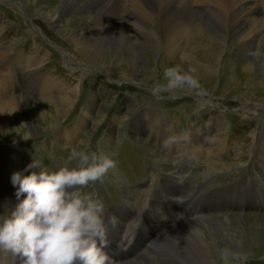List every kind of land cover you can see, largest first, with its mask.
Listing matches in <instances>:
<instances>
[{"label":"rangeland","instance_id":"374dc122","mask_svg":"<svg viewBox=\"0 0 264 264\" xmlns=\"http://www.w3.org/2000/svg\"><path fill=\"white\" fill-rule=\"evenodd\" d=\"M51 1L45 0V2ZM21 2H32V6L26 9ZM43 4L39 0H0V45L10 48L9 56H13L16 61L11 62L9 58H5L3 62H0V66H12L14 71L13 79L9 74L3 79L8 83L12 80L11 85L6 90L9 99L12 98V100L18 101V104H22L20 106L21 109H19L20 119L23 114L25 120L29 123H25L23 126L15 124V126L7 128L4 132L0 131V178L8 170V166L19 164V162H15L19 155L33 157L36 151L33 148L38 150L37 141L40 139H52V142L56 144L54 149H51V147L46 149L50 152V155L55 157L51 165H57L58 168L64 165V161L70 153L82 151L94 152L97 155H106L108 153L111 159H115L114 151L105 153L106 142H108L106 134L101 137L99 142L100 145H103L102 147L89 148L91 142L95 145L97 144L94 142V138L89 141L92 134L104 123L105 115H111L112 113L115 114V117L109 128L110 136L117 138L123 132H126L127 135L118 141L117 147L112 143L109 148L110 150L116 148L119 152L118 156L121 158L120 172L126 179L127 184L132 187H137L136 177L149 176L150 169L155 165L152 156L164 164V171L170 175L181 177L184 182L193 183L195 186L203 184V189L207 190L210 189V185L226 186L234 178L241 176L246 171L256 174L253 172L252 166H256L257 169L258 165L263 164L264 166V149L262 150L264 148V129L261 131V127L264 124V71L261 72L256 68L253 71H247L242 61L243 59L238 60L234 56L235 45L224 49L219 48V52H223L225 49L226 52L224 51L220 55L219 61H217L208 56L211 50L207 43H203L195 52L196 56L194 57L195 63H199L200 66H192L193 68H189L186 64L172 61L170 58H165L163 54H159L158 57L155 56L156 52L148 45L145 53V58L148 61L147 70L142 74L143 78H145L143 81L131 76V62L127 58L117 61L116 57L114 58L110 53L104 55L101 60L103 67L112 68L113 66L115 70L111 68L105 69L86 61L84 57L76 52L73 45L67 40L66 33L62 31V28L64 30L77 28L78 19H68L63 22V26H60V31L55 30L56 23H49L45 18H38L40 13L43 14ZM260 4L264 18V0L260 1ZM199 7L201 9L203 6ZM130 9L131 7L126 10ZM47 11L48 9L46 8L45 13H48ZM131 23L134 28L137 27L135 22ZM199 51L207 55L208 59L202 60L204 55L197 54ZM29 59L33 62L28 63ZM202 65L211 67L209 74L202 75ZM78 66L89 68L91 73L83 78V73L74 72ZM172 67H180L185 72L189 71V69H194V75L200 83V90L188 92L178 89L174 92H163L160 95L181 94L180 96H188V99L158 102L159 99L157 97L159 95L157 97L153 94V96L150 95L147 88L151 90L157 82L167 83L164 79V71ZM27 73H29V76H27ZM46 76L52 79L55 78L57 87L61 86L56 90V92L60 91L58 94L50 93L47 97L41 95L42 90H40L38 84H41L42 78ZM74 88L77 90V96L70 111H68L67 115H57L62 116V118L59 117L60 120L55 123L52 129L43 130L50 124L49 120L53 119L51 117L52 113L49 112L47 117L46 113H44L45 117H39V119L34 113L35 102L42 101V105L47 112L50 109L51 100H44V98H50L55 95L60 96L61 92L66 94ZM0 89L3 90L2 83L0 84ZM119 92L127 95V99L124 102L122 100L121 109L120 106L115 108L114 104H112L114 100H117L118 97L116 96ZM5 99L2 104L9 102L5 101ZM240 105H245L251 114L247 115L237 111L235 108ZM163 107L175 119L169 122V125L165 121H159L158 118L156 120L154 112L151 110V108L154 111L155 109L162 110ZM233 109L236 111H233ZM260 109L262 111H259V114L257 112L252 113ZM150 115L152 118H150ZM83 117L85 118L84 126L81 123L82 119H84ZM150 122V125L153 126L157 124L161 127L165 126L169 130L171 127L178 129L179 132L176 135L182 137V140L185 133L191 128V133L188 132L189 135L191 134L190 137L188 136L191 144L188 146L187 159L192 160V165L194 166L189 167L187 173H176L175 168H179L177 162L172 161L170 163L169 158H164L163 155L158 154L161 151L154 146L155 143L151 145L150 141H148V138L153 137L152 134L154 132L153 130L149 131L148 125ZM181 123L183 125L179 127ZM36 128L39 130L35 133L39 132V134L32 136L34 134L32 132ZM139 130L146 132V138L140 136ZM214 130L219 134L215 149L219 146L220 140L225 142L224 150L227 151L225 157L211 156L213 154L210 153L213 152L212 148H210L211 140H216L211 138V132ZM20 132L23 137H28V135L31 137L21 140ZM257 132L258 136H254ZM112 133L114 134L112 135ZM254 137L259 141L258 145H254ZM67 138L71 141L70 144ZM97 138L99 137L97 136ZM158 142L162 143L160 138ZM175 143L173 156H176V150L182 147V142L177 143V138H175ZM186 146L187 144L181 150L187 151ZM181 150L179 151L180 157L185 154ZM39 154L46 155L44 152ZM221 154H225L223 149H221ZM179 161L182 160L179 159ZM43 163H47V160L43 159L41 164ZM69 167H75V163L69 165ZM50 170L55 169L50 168ZM110 172H113V170ZM122 174L119 173L120 176ZM117 178V176L112 175L109 182L121 184L123 188L125 186L124 179ZM90 184L80 190L82 194L94 191V185L91 186V190L88 189ZM101 186H104V188L98 189L95 187L97 189L95 190L96 194L101 198L107 197V193L111 196L115 195V189L112 186L108 187V191L105 188V182ZM127 191L137 198L142 213L150 208L151 205L149 203L146 204V201H150L151 196L145 188L142 191L136 189H127ZM169 191L172 194H179L180 192L177 190V186ZM185 192L191 194L189 191ZM199 223L200 221L192 224H182L179 225V229L173 230L181 232L186 225L193 227L198 225H223L221 228L217 226L220 231L218 245L208 242L212 264H224L221 254L225 250L239 254L241 257L240 259L230 257L229 264L240 262L264 264V213H226L217 215V217H209L207 222ZM167 229L168 233L172 230L170 228ZM167 229H165V232ZM155 235H157V232ZM154 239L152 238L149 242L148 238V243L152 245ZM165 239L162 238L157 244H154L156 246L152 252L154 254L150 255L151 249L150 251L146 250L145 254L147 255L140 258L145 259L146 257L147 259L156 260L158 263L160 261L163 264H179L175 252L172 251L174 249L172 248L171 250V247L165 244ZM204 240L206 241V238ZM161 246L164 249L157 251ZM156 251L157 253L155 254ZM5 257L7 255L0 250V264H2ZM7 258L9 261H13L12 257Z\"/></svg>","mask_w":264,"mask_h":264},{"label":"bare ground","instance_id":"6f19581e","mask_svg":"<svg viewBox=\"0 0 264 264\" xmlns=\"http://www.w3.org/2000/svg\"><path fill=\"white\" fill-rule=\"evenodd\" d=\"M260 1L263 0H52L51 2L39 0V2L44 3V6L43 14L40 13L38 18H45L49 23H56L57 26L54 29L59 31L64 21L78 19L77 28L67 30L62 28V31L66 33L67 40L79 55L91 64L101 67H103L102 57L107 53H110L114 58L116 57L117 61L127 58L131 62V76L143 81L145 78L142 74L147 70L148 61L145 58V53L148 45L156 52L155 56L158 57L159 54H163L165 58L186 64L189 68L200 66L199 63H195L194 57L196 56L195 52L203 43H207L211 50L208 56L217 61H219L220 55L224 51L226 52V49L219 52V48L224 49L235 45L234 56L238 60L243 59L247 71H253L256 68L263 72L264 18L261 13ZM31 3L22 4L28 9L32 6ZM127 3L129 4L127 5ZM198 5L203 7L200 9ZM127 7H131V9L126 10ZM46 8L48 13H45ZM131 22H135L137 27L134 28ZM10 51V48L0 45V62H3L5 58H9L11 62H16L13 56H9ZM197 54L204 55L202 60L208 59V56L202 51ZM32 62L29 59L28 63ZM103 68L110 69L111 67L104 66ZM111 69L115 70L113 66ZM201 69L202 75L205 76L207 73L209 74L211 67L202 65ZM27 74L29 76V73ZM3 77L0 75V84H3V90L0 89V131L2 132L13 125L15 126V124L23 126L28 123L23 114L20 119L19 109H21L22 104H18V101L12 100V98L9 99L6 91L8 82ZM54 79L47 76L42 78L41 84H38L42 90V96L47 97L50 93L58 94L60 92H56L61 86L58 88ZM64 90L66 91V89ZM73 90L66 94L61 92L62 95L59 93L60 96L44 98V100H51L48 113L43 107L42 101L35 102L34 113L38 118L45 117L44 113H46V117L49 112L52 113L53 119L49 120L50 124L43 130L47 131L48 128L52 129L55 126V123L62 118V116L57 115H67L77 96V90ZM4 98H6L5 101L9 102L2 104ZM13 103L15 104L13 105ZM81 123L82 126L85 125V118L82 119ZM38 130L36 128L32 132L34 133L32 136L39 134V132L35 133ZM152 135L155 136L154 133ZM19 136L21 140L31 137L29 135L23 137L21 132ZM67 140L69 139L67 138ZM216 146H213L211 156H220L221 151L217 152ZM112 170L119 173L116 167ZM10 208L13 212L17 207L12 204ZM120 221L123 222V220ZM132 222L133 220L128 218L127 223L132 225ZM217 226L221 228L223 225H198L197 227L186 225L181 232L174 231L180 228L177 226L170 233L166 228V234L154 239L152 245L156 247L154 244H157L160 239L166 238L165 244L170 246L171 250L174 249L172 251L175 252L179 264H212L208 242L218 245L220 231ZM162 249H164L163 246L157 251ZM20 264H22L21 260ZM128 264L163 263L146 257L145 259L133 257Z\"/></svg>","mask_w":264,"mask_h":264},{"label":"clouds","instance_id":"9594fccd","mask_svg":"<svg viewBox=\"0 0 264 264\" xmlns=\"http://www.w3.org/2000/svg\"><path fill=\"white\" fill-rule=\"evenodd\" d=\"M195 70L167 68L164 79L151 88L153 95L182 89L200 90ZM75 163V167L69 165ZM116 167L107 155L70 153L58 170L41 169L22 176L14 173L17 197L26 194L11 216H0V250L18 257L22 264H111L105 249L109 246L106 209L100 199L82 194L90 183L101 182ZM28 168H40L37 162ZM27 170V169H26ZM113 226L116 217L111 218ZM239 254L225 250L224 264Z\"/></svg>","mask_w":264,"mask_h":264}]
</instances>
